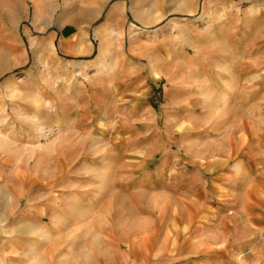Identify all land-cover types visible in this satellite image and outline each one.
I'll list each match as a JSON object with an SVG mask.
<instances>
[{
  "label": "rangeland",
  "instance_id": "1",
  "mask_svg": "<svg viewBox=\"0 0 264 264\" xmlns=\"http://www.w3.org/2000/svg\"><path fill=\"white\" fill-rule=\"evenodd\" d=\"M263 257L264 0H0V264Z\"/></svg>",
  "mask_w": 264,
  "mask_h": 264
},
{
  "label": "crops",
  "instance_id": "2",
  "mask_svg": "<svg viewBox=\"0 0 264 264\" xmlns=\"http://www.w3.org/2000/svg\"><path fill=\"white\" fill-rule=\"evenodd\" d=\"M15 1H17V0H15ZM203 226H205V225H203ZM204 228L207 229V226L204 227ZM212 228H213V227H212ZM220 228H221V227L218 226V228H217V235H222V234H223V230H222V229L220 230ZM203 230H204V229H203ZM209 230H210V229H209ZM225 232H226V231H225ZM224 234H225V233H224ZM218 239H219V238H218ZM216 242H217V241H216ZM216 242H215V243H216ZM205 243H207V245H206V246H203V245H202V248H203V249H206V250H209V249L211 248V246L215 245V244H211V243H209V242H207V241H206ZM219 243H220V241H218L216 245H219ZM263 259H264V257H263Z\"/></svg>",
  "mask_w": 264,
  "mask_h": 264
},
{
  "label": "bare ground",
  "instance_id": "3",
  "mask_svg": "<svg viewBox=\"0 0 264 264\" xmlns=\"http://www.w3.org/2000/svg\"><path fill=\"white\" fill-rule=\"evenodd\" d=\"M112 64H114V65H115V63H114V62H112ZM112 64H110V65H109V67H110V70H111V71H113V69H114V66H113ZM108 76H110V74H109ZM119 196H120V195H119Z\"/></svg>",
  "mask_w": 264,
  "mask_h": 264
}]
</instances>
